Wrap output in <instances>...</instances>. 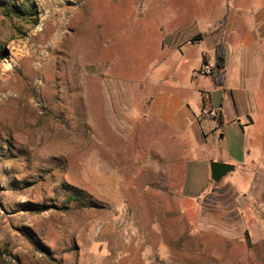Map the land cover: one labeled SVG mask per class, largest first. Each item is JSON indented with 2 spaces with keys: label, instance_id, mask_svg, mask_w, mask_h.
I'll list each match as a JSON object with an SVG mask.
<instances>
[{
  "label": "rangeland",
  "instance_id": "1",
  "mask_svg": "<svg viewBox=\"0 0 264 264\" xmlns=\"http://www.w3.org/2000/svg\"><path fill=\"white\" fill-rule=\"evenodd\" d=\"M260 10L264 0L0 2V264H264V96L252 162L199 197L181 154L154 149L163 133L148 116L156 92L195 101L210 80H192L199 50L227 29L248 34Z\"/></svg>",
  "mask_w": 264,
  "mask_h": 264
},
{
  "label": "crops",
  "instance_id": "2",
  "mask_svg": "<svg viewBox=\"0 0 264 264\" xmlns=\"http://www.w3.org/2000/svg\"><path fill=\"white\" fill-rule=\"evenodd\" d=\"M250 23L253 30H249L248 34L227 29L222 37L227 48L225 81L222 86L216 85L210 75L199 72L204 59L209 58L213 62L215 45L221 40L220 37L206 46L205 50H199L202 64L193 70L192 80H206L207 77L210 80L207 84H201L195 101L168 92H156L149 101L148 116L161 125L163 133L154 149L166 151L167 142L169 150L174 149L181 154L175 162L184 165V189L190 197H199L208 191L213 180L212 162L229 163L234 166V170L239 167L247 169L252 162L248 158L251 154V134L260 123L262 100L259 97L264 96V59L259 58V43L264 41V11H256ZM233 32L236 35L232 37L230 34ZM187 47L180 54L192 50ZM247 53L249 59L246 58ZM238 65L240 67L235 69ZM233 69L235 72H232ZM204 107L218 110L224 119L222 124H218L217 120L207 121V132H204L198 119ZM227 128L236 134L239 131L242 143L230 137ZM260 161L264 168V154L260 156Z\"/></svg>",
  "mask_w": 264,
  "mask_h": 264
},
{
  "label": "trees",
  "instance_id": "3",
  "mask_svg": "<svg viewBox=\"0 0 264 264\" xmlns=\"http://www.w3.org/2000/svg\"><path fill=\"white\" fill-rule=\"evenodd\" d=\"M2 1L3 0H0V2ZM14 11L17 12L20 16L26 14L25 9H23L21 5L18 6L16 9H14ZM198 36L199 37H196L193 40L202 38V35H198ZM206 63L207 60L204 59L203 65ZM226 65H227V48L225 43L219 42L216 47L215 62L213 64V72L211 74V77L213 78L215 84L218 86H222L224 84ZM216 120L218 124H222L224 122L223 115L219 113Z\"/></svg>",
  "mask_w": 264,
  "mask_h": 264
},
{
  "label": "built area",
  "instance_id": "4",
  "mask_svg": "<svg viewBox=\"0 0 264 264\" xmlns=\"http://www.w3.org/2000/svg\"><path fill=\"white\" fill-rule=\"evenodd\" d=\"M213 71V65L210 63H206L203 66L202 72L206 75H211ZM219 111L216 109L204 107L200 110L198 114V119L200 123L202 124L204 132L208 131V128L205 126V123L210 120H216L218 117Z\"/></svg>",
  "mask_w": 264,
  "mask_h": 264
},
{
  "label": "water",
  "instance_id": "5",
  "mask_svg": "<svg viewBox=\"0 0 264 264\" xmlns=\"http://www.w3.org/2000/svg\"><path fill=\"white\" fill-rule=\"evenodd\" d=\"M234 170V166L228 163L214 161L211 163V177L215 181L221 180L225 175Z\"/></svg>",
  "mask_w": 264,
  "mask_h": 264
}]
</instances>
